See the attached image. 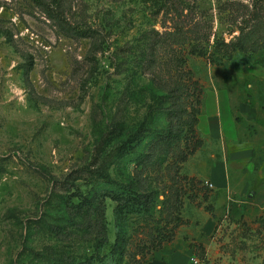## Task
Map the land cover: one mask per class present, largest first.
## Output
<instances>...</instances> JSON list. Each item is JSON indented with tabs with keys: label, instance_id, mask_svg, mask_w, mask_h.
I'll use <instances>...</instances> for the list:
<instances>
[{
	"label": "rangeland",
	"instance_id": "1",
	"mask_svg": "<svg viewBox=\"0 0 264 264\" xmlns=\"http://www.w3.org/2000/svg\"><path fill=\"white\" fill-rule=\"evenodd\" d=\"M43 1L58 21L32 0H0V264H148L212 206L192 174L209 96L264 98V46L218 62L189 54L169 32L200 27L210 52L215 38L234 40L262 8L252 0ZM177 82L189 93L179 120ZM169 129L168 143L156 145L154 136ZM136 175L155 204L146 219L131 208L118 214L124 250L112 260L117 201L109 178L127 184ZM217 223V254L208 258L190 243L198 264H264V210Z\"/></svg>",
	"mask_w": 264,
	"mask_h": 264
},
{
	"label": "crops",
	"instance_id": "2",
	"mask_svg": "<svg viewBox=\"0 0 264 264\" xmlns=\"http://www.w3.org/2000/svg\"><path fill=\"white\" fill-rule=\"evenodd\" d=\"M207 102L199 119L203 144L193 155L197 168L192 174L211 184L207 203L213 210L204 209L188 237L177 235L148 264H190L192 250H197L191 242L201 244L209 258L218 252L212 241L220 236L219 217L264 210V98L237 99L216 90Z\"/></svg>",
	"mask_w": 264,
	"mask_h": 264
},
{
	"label": "trees",
	"instance_id": "3",
	"mask_svg": "<svg viewBox=\"0 0 264 264\" xmlns=\"http://www.w3.org/2000/svg\"><path fill=\"white\" fill-rule=\"evenodd\" d=\"M34 3H36L39 6H42L44 8V11L51 17L56 18L57 21L59 17L56 16L55 9L48 4H46L43 0H32ZM255 7H261L262 9L256 10V14H254V17L252 18L251 22L240 29L239 35L229 42H225L224 39H216L214 42L213 50L209 52V49L206 45H203L202 42H208L210 36L208 34L202 33L200 27H193L190 32H186L184 30L185 26H182L181 24H178V26L175 27L173 32H169L170 35L174 36L176 38V43L183 44L188 43L190 49L189 54L192 55H200L202 57L206 56H212L214 57V60H218V62H222L223 58L230 60L233 58V54L235 52H241L246 53L249 51L256 52L261 47L264 46V0H252ZM156 4H158V7L162 6V1H155ZM57 10V9H56ZM61 24V23H60ZM66 24L63 23L62 27L64 28ZM67 30L75 34L76 36H86L89 33H87L86 29H78V28H72L67 25L65 27ZM159 43V42H156ZM155 51L153 49L149 50L148 56L150 59V62H153L155 60L154 56ZM219 54L216 56L215 54ZM27 65V69L25 71V75L28 74L29 71L33 68V62L29 59ZM192 81V80H191ZM196 86V81L192 82ZM174 89H172V93L174 94V109L172 112H174V119L179 120L181 118V115L184 111H186V95H189L188 90L186 89L185 83H175ZM196 90V89H193ZM195 91H193L194 93ZM199 90L196 93L199 94ZM196 103H199V98L196 99ZM199 112L198 108L191 107V111L189 113H195L197 114ZM197 120V119H196ZM197 122V121H196ZM188 132H190V138L196 135L195 125L194 123H191L188 126L187 129ZM172 137V131L169 129V131L166 134H157L154 136V141L157 145V143H168L170 138ZM202 141L197 139L196 145L191 149V153H194L195 150L202 144ZM154 145V146H156ZM157 150V147L154 148ZM151 157H144L143 161V168H148L153 165V159ZM185 159V156L182 158V160ZM108 179V176H107ZM193 180V179H192ZM109 181L112 183V192L111 195L114 196L115 200L117 201V207L114 210L115 215V231H114V240L113 242H110L111 244V259L114 260L116 256H122V252L124 250L123 246H119L124 241L120 237V233L118 230V214H120L123 211V208H131V211L142 218L146 219L147 214H149L154 206V200H155V193L151 190V188L146 187L143 185V180H141V176H134L127 184L122 183H116L114 180L109 178ZM198 186H200V192H202V197L204 201L208 202L212 189L205 185L202 180H197ZM91 200L94 199V195H91ZM120 204H122V207L119 208ZM205 209L209 212H212L213 206H209L208 208L205 207ZM130 211V212H131ZM176 227L178 224L175 225ZM175 237V236H174ZM173 236L168 237V239L164 240L167 242H170L174 239ZM108 239V238H105ZM71 264V263H67Z\"/></svg>",
	"mask_w": 264,
	"mask_h": 264
},
{
	"label": "built area",
	"instance_id": "4",
	"mask_svg": "<svg viewBox=\"0 0 264 264\" xmlns=\"http://www.w3.org/2000/svg\"><path fill=\"white\" fill-rule=\"evenodd\" d=\"M207 185H208L209 187H211V184H210V183H207ZM191 260H192L193 263H195V264H198V263H199L198 259L195 258V257H192Z\"/></svg>",
	"mask_w": 264,
	"mask_h": 264
}]
</instances>
